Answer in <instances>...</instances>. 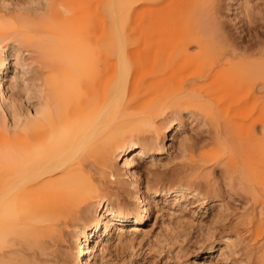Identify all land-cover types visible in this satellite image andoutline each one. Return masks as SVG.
Here are the masks:
<instances>
[{"label": "bare ground", "instance_id": "1", "mask_svg": "<svg viewBox=\"0 0 264 264\" xmlns=\"http://www.w3.org/2000/svg\"><path fill=\"white\" fill-rule=\"evenodd\" d=\"M43 1L32 15L0 9V264H100L114 239L141 230L153 197L210 205L212 161L251 203L264 264V26L249 40L221 20L235 1L251 23L250 1ZM9 58L24 74L2 76ZM17 77L37 100L31 113L17 109ZM198 119L216 147L196 148L193 173L139 172L138 159Z\"/></svg>", "mask_w": 264, "mask_h": 264}, {"label": "rangeland", "instance_id": "2", "mask_svg": "<svg viewBox=\"0 0 264 264\" xmlns=\"http://www.w3.org/2000/svg\"><path fill=\"white\" fill-rule=\"evenodd\" d=\"M3 1L0 0V9H3ZM7 1L10 2L11 8L17 13L23 12V14H27L29 12L32 15L39 10V6L35 7L36 5L32 0ZM224 1H227L225 4L230 2L228 0ZM249 1L253 6L251 23H255V25L251 24L248 20L245 22L237 10L238 6L235 1L230 2L232 4L230 7H227L228 5H224L223 3L221 20L225 21L224 26L226 23L228 29L224 27L225 31L229 32V34L231 33L230 35L233 34L232 36L240 37L243 34L242 36L246 37L251 33L249 40H252L256 36L257 30L261 34L264 31V28H262L264 26V20H260L264 15V0ZM43 4L44 1L42 0L40 8ZM225 7L227 8L226 16L224 15L226 13L224 10ZM228 8L230 10L229 12ZM254 15L256 16V20L258 19L257 17H260L258 20L261 22H253L252 18H255ZM254 18L253 20H255ZM244 27L247 28L244 29ZM248 31L252 32L249 33ZM253 31L256 32L255 35ZM244 37L243 39L245 40L249 38ZM14 62L12 58H9L7 67L4 70L5 73H2V76L11 74L13 71L24 74L23 68L16 66ZM26 76L27 78H32L31 73H28ZM16 79L18 83L15 90L17 109L21 114L31 113L34 110L37 100L30 91L26 92L21 77H17ZM34 83L40 82L36 81ZM263 113H260V115L263 116ZM212 136L211 125L198 119L196 122L189 123L182 128L181 139L179 141L174 139L168 140V143H170L168 151L162 154L154 151L148 156L143 157V159H138L141 161L137 160V169L140 170L139 172L143 176H147L152 170L153 172H159L161 170L159 173L165 178H179L187 173H193L195 167L190 164L195 166L197 160L194 156L197 157L200 153L197 150L202 151L216 147L215 143H213L214 141H212ZM190 147H193V149L190 150ZM197 152L198 154L195 155ZM206 168L211 169V174L207 178H202V181H208L211 185L217 186V188L212 187L210 191V195H216L214 197L215 200L213 199L215 203L213 201L210 205L201 207L195 206L194 200L191 199L189 202L187 201L178 207L166 202L160 196L153 197L154 210L151 211L150 216L144 224L140 226L141 230L136 232L131 230L133 233L127 231L128 233H126L125 239L123 238L121 241L114 239L113 245L108 247L105 253V260L103 259L99 263L213 264L215 262L214 264H255L254 227L252 224L248 225L250 219L249 213L252 207L251 203L241 191L231 189L227 181L228 176L225 171V166L222 163L212 161L206 165ZM213 188L217 190V193L213 191ZM128 225L126 224L124 226ZM220 254L221 256H219ZM223 257L224 261L222 259ZM227 258L232 261L230 262Z\"/></svg>", "mask_w": 264, "mask_h": 264}]
</instances>
